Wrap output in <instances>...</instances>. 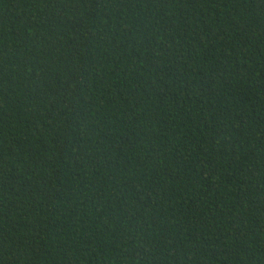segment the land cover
<instances>
[{
	"label": "trees",
	"instance_id": "1",
	"mask_svg": "<svg viewBox=\"0 0 264 264\" xmlns=\"http://www.w3.org/2000/svg\"><path fill=\"white\" fill-rule=\"evenodd\" d=\"M0 264H264V0H0Z\"/></svg>",
	"mask_w": 264,
	"mask_h": 264
}]
</instances>
